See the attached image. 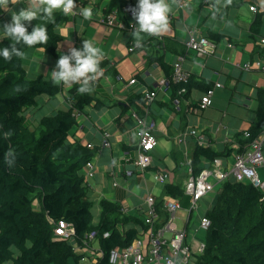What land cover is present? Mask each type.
<instances>
[{"label":"trees","instance_id":"trees-1","mask_svg":"<svg viewBox=\"0 0 264 264\" xmlns=\"http://www.w3.org/2000/svg\"><path fill=\"white\" fill-rule=\"evenodd\" d=\"M86 1L77 0L76 5ZM128 6L134 7L130 0H110L104 14L116 11L120 19L129 22ZM3 12L0 11V16ZM263 14L257 13L251 25L252 35L258 39L264 23ZM73 15L65 16L56 10L51 18L33 20L32 26H47V44L17 47L23 51L43 48L57 56L62 39L58 27ZM207 37L219 43L225 35L211 32ZM142 38L137 49L146 51L147 62L159 63L165 70L172 90L171 102L181 104L195 89L203 92L213 89L212 82L194 77L187 84L172 81L173 66L165 60V53L182 54L184 45L175 40L173 42L180 44L181 50H170L168 38L147 33H142ZM12 43L11 39L4 38L0 47ZM261 50L264 57V49ZM100 68H107L105 73H118L108 61L100 62ZM78 87L79 84H73L67 90L70 109L45 115L33 125L28 117L29 110L39 107L42 95L59 94L62 84L43 75L29 77L23 58L0 59V264H81L90 250L95 252L94 264H110L112 250L131 245L140 228L145 227L142 217L123 214L120 203L107 199L101 201L102 211L96 221L94 202L81 171L96 157L99 148L82 142L72 131L77 126L78 113L90 105L101 109L109 104L97 98L95 80L91 82L90 92L79 93ZM184 87L187 91L180 93ZM257 99L259 106L250 128L235 134L241 153L264 131V88L257 89ZM144 103L142 94L128 100L129 107ZM194 105L199 106V102ZM231 150L214 151L211 147L195 146L192 152L194 174H199L206 166L202 164L203 158L211 161L225 158ZM178 166L186 169L183 162L179 161ZM164 192L183 201V206L187 205L184 185L169 182ZM162 206L163 200H158L161 212ZM206 216L210 225L204 236L205 248L197 255L196 264H264L263 189L250 181L228 179ZM61 220L73 224L74 241L57 236L55 230ZM92 232H96V236L90 239ZM76 244L81 251L75 249Z\"/></svg>","mask_w":264,"mask_h":264},{"label":"crops","instance_id":"crops-1","mask_svg":"<svg viewBox=\"0 0 264 264\" xmlns=\"http://www.w3.org/2000/svg\"><path fill=\"white\" fill-rule=\"evenodd\" d=\"M109 1L87 0L85 4L76 5L77 13L58 27L59 33L61 29L65 30V35L59 43L57 56L43 48H28L24 51L23 62L29 77L43 75L52 79L51 71L55 68L59 56L70 51L72 47L82 48L83 39H90L103 52L101 62L108 61L109 66L117 69L118 73L114 75L105 73L107 68H102L95 79L97 98L109 105L101 109L90 105L84 112L78 113L77 126L72 133L82 142L99 148L94 158L95 175L89 180V194L94 202L93 208H97L98 218L102 211L100 203L103 199L127 206L130 215L142 217L139 209L144 208L148 193L154 194L157 200L170 199L172 196L164 192L165 185L169 182L183 185L188 177L186 169L178 164L179 161H184L186 152L192 157V152L199 143L194 136H189L185 143L177 142L175 138L182 131L196 129L208 139V144L203 147H211L214 151L232 149L231 154L224 158V162L229 164L233 161L239 147L235 134L250 128L259 106L257 89L264 88V70H244L237 66L239 63L245 64L257 58H264L258 37H254L251 31L257 13H264V0H166L170 7L169 26L167 31L158 36L170 39V50H181L179 45L182 44L185 51L183 50L182 54L166 52L165 60L173 66L174 62L184 57L183 66L191 72L192 77L213 83L214 95L209 107L214 102L224 106L222 119L219 113L214 114L209 107L200 110L194 105L200 102L206 93L198 89L193 90L189 99L183 100L181 104L176 101L177 107L171 102L172 90L161 89L159 85L160 80L166 77L163 67L159 63L147 62L144 49L136 47L134 51L129 50L130 46L135 45L132 33L118 27H110L100 20ZM130 1L133 6L136 5L137 0ZM36 2L37 0H19L18 4L10 5L0 16V25L10 20L11 15L21 7H32ZM252 5L257 6V12L250 9ZM81 7L93 9L91 19L80 15ZM211 32L225 35L213 54L201 57L193 51H188L186 43L189 39L207 37ZM261 35H264V23ZM3 39L4 37L0 36V41ZM175 40L180 44L173 42ZM142 42L143 38L141 44ZM229 42L235 46L228 47ZM133 79H136V82L130 83ZM58 83L62 84L63 88L59 94L54 97L45 95L44 100H41L44 104L40 101L38 108L29 110L28 117L34 123L59 109L71 108L67 101V90L73 84ZM147 90L156 91L154 102L145 107L143 104L128 106V100L133 95L144 96ZM51 104L50 113L38 115L40 107H50ZM55 104L66 107L58 108ZM135 112L155 123L154 135L157 144L153 151V164L146 174L138 172L134 165L139 130L133 115ZM105 133L110 134V146H103ZM202 160V164L206 165L211 161L207 158ZM158 169L169 173L170 180L167 183H160L153 178L152 172ZM87 170L88 168L84 167L81 173L85 174ZM128 170H133L134 176L127 175ZM217 187L221 188L222 185ZM217 187V191L210 193L200 202L197 212L193 213L194 222L188 227L187 240L194 253H197L201 242L199 236L196 237L201 231L198 228L199 219L206 216L208 210L216 203L220 191ZM186 202L184 207L188 206V201ZM200 210L206 212L202 213ZM182 211V215L187 214L186 210ZM88 253L95 262V252L90 250Z\"/></svg>","mask_w":264,"mask_h":264},{"label":"built area","instance_id":"built-area-1","mask_svg":"<svg viewBox=\"0 0 264 264\" xmlns=\"http://www.w3.org/2000/svg\"><path fill=\"white\" fill-rule=\"evenodd\" d=\"M80 6V5H77ZM132 7H126L129 22L120 19L117 12L113 11L109 14H103L101 21L110 27H118L128 32H133L135 28V20L132 13ZM254 12L258 11L256 5L250 6ZM75 10L72 14H76ZM258 43L264 49V35L258 39ZM186 46L188 51H193L197 56H207L213 54L218 48V43L204 36L200 38H191L187 41ZM232 42L228 43V47H234ZM134 44L129 50L134 51ZM184 57H181L173 63L172 81L175 83L187 84L192 74L183 66ZM244 70H264V58H257L254 61L245 64H237ZM136 79L130 83H135ZM170 80L163 77L159 85L161 89L169 88ZM186 87L180 90V93L186 92ZM156 91L147 90L144 93L145 105H149L156 99ZM213 89L208 90L200 99L198 108L204 110L209 107ZM139 130L137 132V154L134 165L137 171L146 174L153 164V151L157 144V139L154 135L155 123L146 117L140 116L135 112ZM249 136L248 133H246ZM189 136L197 138L200 146H206L208 139L198 133L194 128L186 129L178 134L175 140L179 143H185ZM110 134L105 133L103 146H110ZM93 146V145H90ZM183 161L188 177L183 183L184 194L188 197V206L184 207L182 201L178 198L171 197L163 200L162 212L158 208L157 197L148 193L145 197L144 208L139 209V213L145 223V227L140 228L135 240L131 245L125 248H115L110 255V264H196L197 255L203 252L205 248V240L200 242L197 253H194L188 243V227L194 222L193 213L197 212L200 202L210 193L216 191V187L222 185L228 179L238 181H250L254 185L264 190V179L261 178L259 169L264 166V131L255 139L251 145L246 148L245 152L236 151L233 161L224 162V158L217 157L210 161L199 174H194L193 158L186 152ZM88 168L84 174L85 184L90 186L89 180L95 175L94 159L87 162L85 165ZM127 175L134 176L133 170H128ZM153 178L160 183H167L170 180V175L164 170H156L152 172ZM186 210L187 214L179 215L181 210ZM123 214H129V208L121 205ZM164 211V213H163ZM181 217L184 227H179L176 222L177 218ZM210 225V219L207 216L201 217L198 222V228L206 230ZM57 236L74 241L75 228L72 223L61 220L59 221L56 230ZM96 232L89 234V238L93 239ZM109 236V233H105ZM76 249H82L76 244ZM86 251V249H83Z\"/></svg>","mask_w":264,"mask_h":264},{"label":"clouds","instance_id":"clouds-1","mask_svg":"<svg viewBox=\"0 0 264 264\" xmlns=\"http://www.w3.org/2000/svg\"><path fill=\"white\" fill-rule=\"evenodd\" d=\"M19 0H0V11L8 9L10 5L18 4ZM77 0H37L32 7H21L11 15V19L0 25V36L9 38L14 43L0 47V59L12 61L13 58H24L25 53L17 45L32 47L47 44L49 40L47 26L31 25L33 20L41 17L51 18L55 10L59 9L65 16L76 9ZM170 7L166 0H137L132 9L135 28L132 32L135 46H141L142 33L160 35L169 26ZM79 13L85 19H91V7L79 8ZM31 26V31L29 27ZM61 36L65 30L61 29ZM103 52L90 39H83L82 48L72 47L70 51L59 56L55 68L51 71L53 82L64 84H79L77 91L86 93L92 90L91 82L96 79L100 68Z\"/></svg>","mask_w":264,"mask_h":264},{"label":"rangeland","instance_id":"rangeland-1","mask_svg":"<svg viewBox=\"0 0 264 264\" xmlns=\"http://www.w3.org/2000/svg\"><path fill=\"white\" fill-rule=\"evenodd\" d=\"M44 98H45V95H43V96H41V98H40V101L41 100H44ZM219 101H221V99H219ZM60 102H61V104L63 103L62 102V99H60ZM55 103V102H54ZM41 104H44L43 103V101H41ZM53 104V103H52ZM52 104L51 105H49L50 107H47V106H42V107H40L39 109H38V115H45L46 113H50V111H52ZM224 105H225V103H224ZM55 106H57L58 108L59 107H61V108H64V107H66V106H63V105H59V104H55ZM57 108V109H58ZM210 108V110H213L214 111V114H216V113H219L220 114V119H222V109L224 110L225 108H224V106H220L219 105V103H217V102H214L213 104H212V106L211 107H209ZM221 121V120H220ZM37 123L38 122H33V125H37ZM259 173H260V176H261V178L262 179H264V167H262V168H260L259 169ZM217 188H220V187H217ZM216 191H217V189H216ZM93 210H94V214H95V216H97L96 218H98V211H97V208L96 207H94L93 208ZM200 211H202V213L203 212H206V210H200ZM182 210L180 211V214L179 215H182ZM176 222L178 223V225H179V227H182L183 226V221L181 220V217H178L177 218V220H176ZM190 228H192V227H190ZM202 231V232H201ZM201 231H199V233H197V236L196 237H198L199 239H200V241H202L203 239H204V233L203 232H205V230L204 229H201ZM190 237L192 238V235L190 234ZM4 264H10V263H8V262H6V263H4ZM81 264H94V259H93V257L92 256H87L82 262H81Z\"/></svg>","mask_w":264,"mask_h":264}]
</instances>
